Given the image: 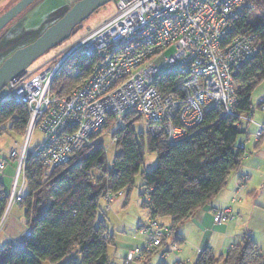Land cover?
<instances>
[{
  "label": "built area",
  "instance_id": "built-area-1",
  "mask_svg": "<svg viewBox=\"0 0 264 264\" xmlns=\"http://www.w3.org/2000/svg\"><path fill=\"white\" fill-rule=\"evenodd\" d=\"M243 5L253 8L250 0H115V12L99 26L69 40L38 68L13 78L6 96L25 104L29 119L23 142L9 150L17 168L0 232L13 206L23 201L28 156L32 154L45 168L68 163L100 137L109 116L121 119L135 112L146 121L152 137L170 145L207 127L211 113L238 116L240 132L249 135L248 127L254 124L253 136L259 142L264 137V123L254 118L259 107L247 114L236 112L235 77L262 48L254 36L236 32L235 19ZM171 46L175 51L167 57L163 51ZM73 57H93L92 69L69 95L53 96L55 78ZM169 75L173 91L162 93L157 80ZM35 129L43 138L31 153ZM238 147L245 159L250 152L246 143L242 140ZM5 168L0 161V172ZM247 180V175L239 173L238 193ZM127 194L128 189L107 192L105 211L110 212L115 199ZM213 217L220 225L233 219V210L217 209ZM136 232L143 243L130 248L121 264H141L157 249L162 255L180 249L157 217L149 216ZM31 235L32 228L27 226L9 243L20 250Z\"/></svg>",
  "mask_w": 264,
  "mask_h": 264
},
{
  "label": "trees",
  "instance_id": "trees-1",
  "mask_svg": "<svg viewBox=\"0 0 264 264\" xmlns=\"http://www.w3.org/2000/svg\"><path fill=\"white\" fill-rule=\"evenodd\" d=\"M250 2L253 8L243 5L237 14L236 32L254 36L262 48L235 77L238 114L251 112L252 94L264 81V0ZM80 26L71 38L47 52L50 54L46 58L75 38ZM93 64V57L71 58L55 78L51 94L69 95ZM172 82V76H162L156 85L162 93H168L173 91ZM260 104L264 105V99L257 105V111H264ZM28 119L25 104L11 98L0 102V136L7 132L23 135ZM141 119L135 112H128L121 119L107 118L102 133L108 130L116 145L113 163L107 161L100 137L79 151L73 160L58 167L45 168L32 154L28 156L25 191L19 205L24 209V219L32 228V235L20 250L10 243L1 248L0 264H113L109 250L115 246L116 239L108 232L98 211L107 192L128 189L126 199L129 198L147 152L156 154L157 163L154 169L143 173L145 193L141 196L149 193L151 200L142 206L148 208L150 216L170 218V234L181 245L179 225L213 201L244 160V151L238 147L243 135L237 126L238 116L223 118L211 113L206 118L207 127L174 145L152 137L148 129L137 133L135 126ZM7 201L8 194L1 189L0 219ZM221 261L264 264V254L245 236L219 258L210 248L201 250L194 264Z\"/></svg>",
  "mask_w": 264,
  "mask_h": 264
},
{
  "label": "crops",
  "instance_id": "crops-1",
  "mask_svg": "<svg viewBox=\"0 0 264 264\" xmlns=\"http://www.w3.org/2000/svg\"><path fill=\"white\" fill-rule=\"evenodd\" d=\"M260 112L262 114L259 120L256 119V112L254 113L255 121L264 123V111ZM255 131L256 126L251 124L248 127L249 135L243 134L241 137L250 152L243 160L240 169L231 173L227 186L213 201L197 210L193 216L179 225L178 233L183 238L180 249L168 252L166 255H162L161 250L157 249L141 264H151L153 257L156 255L158 256V264H194L200 251L205 248H210L215 256H224L229 249L240 243L245 236L250 237L264 254V137L259 142L256 141L253 136ZM22 136L24 137V135ZM7 155L8 153H0V161L6 164L5 170L0 172V190L2 189L8 194L17 165L16 160ZM239 173L248 176L245 187L240 193L237 190ZM128 199L126 201L122 200L123 204H119L118 209L124 204L127 205ZM113 204L110 212H116L117 207L114 208ZM16 206L20 207L19 204L13 206L6 218L3 230L0 232V249L9 244L11 238L21 235L27 227L24 219V209L20 207L21 209L16 210ZM226 208H232L233 219L222 222L220 225L215 224L214 211ZM149 216V212L143 214L141 221L135 227L131 225L132 227L128 230L119 232V235L115 237V246L112 247V250H109L111 261L121 264L130 248L143 243V237L136 230L146 223ZM162 222L167 227L171 226L170 218H164ZM125 227L127 228V226ZM195 232L196 235H194ZM194 237H197L198 242L193 240ZM170 240H174L172 236ZM195 243L198 244L194 246ZM192 247L193 253L190 254Z\"/></svg>",
  "mask_w": 264,
  "mask_h": 264
},
{
  "label": "rangeland",
  "instance_id": "rangeland-1",
  "mask_svg": "<svg viewBox=\"0 0 264 264\" xmlns=\"http://www.w3.org/2000/svg\"><path fill=\"white\" fill-rule=\"evenodd\" d=\"M18 1L19 0H0V16ZM76 1L77 0H38L27 10L14 18L0 33V66L17 49L31 44L38 37H40L45 32V30L57 22ZM115 9L116 7L114 0L99 9L90 18L83 22V24L79 27L80 29L77 31L78 33L74 37L76 38L83 35L89 28H95L99 26L115 12ZM174 51V47L171 46L166 48L163 51V54L169 57L174 53ZM49 54L50 53L45 54L36 60L30 66L29 70L38 68L46 60V57ZM82 79L83 78L80 79L78 84L82 81ZM6 93L7 89L4 88L0 93V100L9 98V96H6ZM262 99H264V81L254 90L252 94V107H256ZM261 114L262 113L260 110L256 112L257 120L260 119ZM135 128L137 133H143L147 131L148 125L144 119H141V121L136 124ZM42 138L43 134L40 132V130L35 129L30 147L31 153H33L35 147L42 141ZM23 140L24 137L15 132H7L6 134H2V136H0V153H8L7 156L9 157L10 148L13 147L15 143H22ZM99 141L102 142V145L105 147L107 161L109 163H113L115 155L117 154V149L111 135L108 134V130L102 133ZM156 163V154L147 152L145 156V162L141 167L139 174L135 178V185L131 189L127 205L124 204V207L122 206L120 209H118L120 206L119 204L122 203V200H127L126 196H120L113 204L114 208L117 207V209H115L116 212H106L105 205L103 202H101V208L98 211V216L100 219L105 220L108 232L111 235L116 237L119 235V232L128 230L132 226L135 227V225L141 221L143 214L149 212L148 208L142 206V204L147 201V194H144L143 197L141 196L142 193H145V189L143 188V173L154 169ZM19 209L21 208L16 206V210ZM164 218H160V222H162ZM125 226H127V228ZM194 235H196V232ZM193 240L198 242L197 237H194ZM197 244L198 243H195L194 246ZM112 249L113 248H111V250ZM195 249L197 250L198 248ZM189 253H193V247L192 251ZM217 257L219 258V255H217ZM157 259L158 256L156 255L153 257L151 264H158ZM218 264H223V262L221 261Z\"/></svg>",
  "mask_w": 264,
  "mask_h": 264
},
{
  "label": "water",
  "instance_id": "water-1",
  "mask_svg": "<svg viewBox=\"0 0 264 264\" xmlns=\"http://www.w3.org/2000/svg\"><path fill=\"white\" fill-rule=\"evenodd\" d=\"M38 0H19L0 16V33L19 14L27 10ZM114 0H77L64 15L31 44L17 49L0 66V93L9 82L25 72L30 66L67 41L75 29L90 18L95 12Z\"/></svg>",
  "mask_w": 264,
  "mask_h": 264
}]
</instances>
